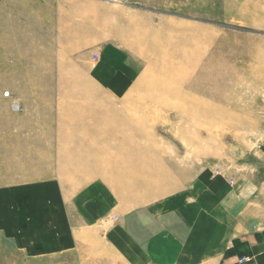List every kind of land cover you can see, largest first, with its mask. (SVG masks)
I'll list each match as a JSON object with an SVG mask.
<instances>
[{
  "label": "rangeland",
  "instance_id": "rangeland-1",
  "mask_svg": "<svg viewBox=\"0 0 264 264\" xmlns=\"http://www.w3.org/2000/svg\"><path fill=\"white\" fill-rule=\"evenodd\" d=\"M4 1L0 264H147L142 206L264 215V0Z\"/></svg>",
  "mask_w": 264,
  "mask_h": 264
},
{
  "label": "crops",
  "instance_id": "crops-1",
  "mask_svg": "<svg viewBox=\"0 0 264 264\" xmlns=\"http://www.w3.org/2000/svg\"><path fill=\"white\" fill-rule=\"evenodd\" d=\"M3 2L0 9L4 11L20 8ZM67 2L66 10L70 13V0ZM205 188L212 194L219 193L216 186ZM259 201L260 207L254 210L262 212L264 197ZM247 206L243 207L246 211L242 216L250 211ZM192 210L183 215L177 208L155 210L142 206L123 213L114 228L147 264H264V215L233 223L232 227L239 233L222 242L210 225L204 224L206 219L195 223L196 212ZM240 258L248 261L240 263Z\"/></svg>",
  "mask_w": 264,
  "mask_h": 264
},
{
  "label": "built area",
  "instance_id": "built-area-1",
  "mask_svg": "<svg viewBox=\"0 0 264 264\" xmlns=\"http://www.w3.org/2000/svg\"><path fill=\"white\" fill-rule=\"evenodd\" d=\"M8 95H9L8 92H5V93H4V96H8ZM246 261H248V258H240V259H238V262H240V263H244V262H246Z\"/></svg>",
  "mask_w": 264,
  "mask_h": 264
}]
</instances>
